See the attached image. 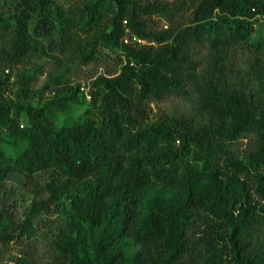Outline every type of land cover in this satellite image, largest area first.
<instances>
[{"label": "trees", "instance_id": "obj_1", "mask_svg": "<svg viewBox=\"0 0 264 264\" xmlns=\"http://www.w3.org/2000/svg\"><path fill=\"white\" fill-rule=\"evenodd\" d=\"M16 1V12L0 15V39L10 43L3 58L20 60L54 37L64 46L72 28L87 32L107 17L108 29L93 41L116 51L122 65L98 75L80 98L77 84L36 106L4 96L0 79V264H43L28 249L4 262L3 248L29 237L66 193L72 214L50 242L53 264H264V87L256 94L234 88L222 65L233 47L261 49L251 38L264 0H91L77 19L54 0ZM184 8L189 16L178 20ZM152 15L165 26H152ZM197 46L215 61L203 82L195 78ZM189 82L197 83L204 122L149 121L150 101ZM85 99L82 118L56 124L58 112ZM248 135L250 147L237 154L232 145ZM40 172L49 173L44 183ZM11 174L22 175L32 194L22 218Z\"/></svg>", "mask_w": 264, "mask_h": 264}, {"label": "rangeland", "instance_id": "obj_2", "mask_svg": "<svg viewBox=\"0 0 264 264\" xmlns=\"http://www.w3.org/2000/svg\"><path fill=\"white\" fill-rule=\"evenodd\" d=\"M66 13L77 19V10L86 2L91 0H54ZM141 3L158 1L172 3L175 0H138ZM17 11L16 0H0V15L6 16ZM183 17H177L178 20L189 16V9L181 10ZM152 26H165L166 21L161 17L151 16ZM109 23L107 17L99 21L98 25L90 31L72 28L73 37L71 41L61 46L59 39L54 37L48 40H42V49L32 51L24 55L20 60L9 61L0 56V79L6 82L4 96L14 98L25 104L36 106L46 99L53 98L58 92H62L68 86L80 85V96L87 94L92 81L100 74L110 76L120 71L122 65L121 58L116 51L104 44H95L94 36L101 30L108 29ZM255 31L251 42L257 38L261 44V49L253 45L243 44L229 50L224 54L223 64L226 69V76L231 82V86L243 91L256 94L262 92L264 83V17L260 18L254 25ZM51 40V41H50ZM137 40L144 43V40H138L135 36H126L125 41ZM10 47L9 37L0 39V50L7 51ZM90 50H92L91 57ZM196 61L195 78L200 81L207 73L214 70V57L205 46H197L192 53ZM221 65V63H219ZM258 71H261L258 73ZM261 73V74H260ZM28 76L27 87L28 94L24 95L21 88L24 87V77ZM263 77V76H262ZM203 82V80H201ZM197 83H187L186 89L179 94H170L158 100H152L147 104L149 121H159L169 119L173 116L187 117L195 124L204 122L205 118L199 113L198 109V90ZM88 100L80 104L71 103L65 111L58 112L56 124L72 121L75 118H82L88 107ZM25 123V120L22 119ZM252 136L240 138L232 148L239 155H242L251 145ZM264 171V169H263ZM49 173L40 172L35 176L40 183L48 179ZM7 184L15 191L14 204L16 206V215L23 217L24 212L29 205L32 194L24 187L22 175L11 174L7 178ZM80 186V185H79ZM78 187L74 186L70 192ZM154 187L147 192L139 205L140 216L146 212L147 200L154 194ZM70 193L61 195L60 199L50 205V209L34 221V230L29 237L24 240L10 242L3 248L2 261H9L27 249L32 251L35 258L43 264H53L54 252L51 247V240L55 238L59 230L67 226L72 214L69 196ZM88 227V225H86ZM137 245L132 244L131 249L135 251Z\"/></svg>", "mask_w": 264, "mask_h": 264}]
</instances>
